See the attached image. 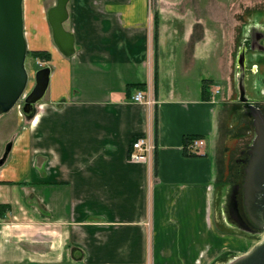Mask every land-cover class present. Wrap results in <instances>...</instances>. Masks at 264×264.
<instances>
[{
	"label": "crops",
	"instance_id": "crops-1",
	"mask_svg": "<svg viewBox=\"0 0 264 264\" xmlns=\"http://www.w3.org/2000/svg\"><path fill=\"white\" fill-rule=\"evenodd\" d=\"M169 5L155 22L146 0H69L74 54L33 40L34 51H50L49 86L31 121L3 126L16 155L0 181L19 184H0L9 207L0 264H196L212 243L252 119L239 101L241 75L235 97L227 73H213L210 31L170 17L179 4ZM263 57L245 59L259 68ZM149 88L151 114L131 99ZM148 132L150 163L129 160ZM193 139L205 146L189 155Z\"/></svg>",
	"mask_w": 264,
	"mask_h": 264
},
{
	"label": "rangeland",
	"instance_id": "rangeland-1",
	"mask_svg": "<svg viewBox=\"0 0 264 264\" xmlns=\"http://www.w3.org/2000/svg\"><path fill=\"white\" fill-rule=\"evenodd\" d=\"M55 2L56 0H23L24 33L28 44L25 67L29 76L23 97L27 95L34 86L35 71L40 67L47 66L49 63L44 62L42 59L34 58L32 54H30L34 52L32 45L33 40L45 36L46 43L43 47H50L52 48L51 51L57 50L50 38L51 30L46 18V11L51 8ZM146 2L148 4L150 19L155 22L159 20L158 12L160 11H156L158 7L167 8L170 7V3L179 4L175 7L174 11L169 12V14H171L170 17L176 18L181 14L182 16L184 15V18L187 20L192 21L195 19L201 22L196 25L197 28L199 27V30H202L201 36L202 33L204 36L210 31L208 35L213 38L214 75L220 79L221 74L226 72L229 84L227 89H230V91L232 89L233 95L236 97L235 87L238 83L235 78L239 73V69H243L242 86L244 95L259 99L264 98V65L262 64L259 68L254 67L249 69L245 64L246 56L243 57L244 67L238 64L241 50H248L243 42L247 36L246 32H248L250 24L264 17V0H146ZM183 7L188 10L183 11ZM165 14L166 11H162V17ZM156 34L157 32H155L154 27V51L157 40ZM48 53L50 54V51ZM19 110V106H16L8 114L0 117V154L2 153L6 141H13L10 138L8 139L7 134L9 133L3 131V126L8 119L13 122L15 118H21ZM24 122L27 121L23 119L22 123ZM19 124H21V122ZM252 138V128L250 127L248 136L241 139L237 145L232 163L233 171H235V166H238V164L235 163L236 153H241V151L251 143ZM14 150L13 146L3 166L9 165L11 161H13L16 155L13 153ZM238 156L240 157V154L237 155V157ZM13 164L14 163H11V165ZM3 166L0 170L4 168ZM1 178L2 177H0V179ZM229 192L230 191L227 193V197ZM14 210L17 212V208H14ZM216 220L218 228L213 229V235L211 236L212 243L207 246L203 244L204 248L198 259V261H201L200 264H226L234 258L247 253L255 244L260 242L262 238L260 234L245 233L238 230L230 223L229 219H226V215H224V219H222L219 214V218ZM10 230L14 233V235H11V238L13 236L18 238V227H11ZM214 232H216L217 235L214 234ZM198 261L196 264H199Z\"/></svg>",
	"mask_w": 264,
	"mask_h": 264
},
{
	"label": "water",
	"instance_id": "water-1",
	"mask_svg": "<svg viewBox=\"0 0 264 264\" xmlns=\"http://www.w3.org/2000/svg\"><path fill=\"white\" fill-rule=\"evenodd\" d=\"M69 0H56L47 10L46 18L51 29L52 40L58 51L65 57L74 54V38L65 30L68 18ZM27 42L24 33L23 0H0V117L9 113L23 97L28 84L25 67ZM243 54L239 55L238 64L244 67ZM239 83V101L244 103L248 116L252 119L253 138L247 151L248 159L244 167L242 196L245 212L255 228V233L262 236L247 253L234 258L226 264H264V113L254 101L244 98L242 86L243 69ZM50 68L44 66L34 73V86L24 100L22 113L25 120L31 121L37 114V105L42 101L49 86ZM11 145L6 149L5 157ZM5 158L0 160V165ZM225 200V210L230 211L232 223L241 231L250 232L239 215L237 192L238 186L229 188ZM226 214V213H225Z\"/></svg>",
	"mask_w": 264,
	"mask_h": 264
},
{
	"label": "flooded vegetation",
	"instance_id": "flooded-vegetation-1",
	"mask_svg": "<svg viewBox=\"0 0 264 264\" xmlns=\"http://www.w3.org/2000/svg\"><path fill=\"white\" fill-rule=\"evenodd\" d=\"M246 33H247V36L245 37V40H244L243 43H244L246 49H248V50H246V51H245V49L241 50L240 54L244 53V56H246L247 58L250 55L251 56H253V55L256 56L257 54L264 55V17H262L261 20L259 18L258 20L252 22L250 24V26H249L248 32H246ZM252 52H255V53L252 54ZM251 65L252 64L248 63V61H247L246 67L250 69L251 67H253V65L252 66ZM27 95H25L23 98H21L17 102V104L15 105V107L19 106V109H20L19 111L21 113V115H20V117H21L20 119L21 120H23V119L25 120V117H24V115L22 113V107H23L24 100H25ZM243 97L246 98L247 101H254L258 105V107L261 109V111L264 113V98H260L259 99V98L249 97L247 95H244ZM19 121L20 120L16 118L14 120V124L16 126H19L18 125ZM9 144L11 145V149H12L13 142L12 141H6V143L4 144V148L2 150V153L0 154V160L5 158L4 163H5L8 155H9V153L11 151V149H10L9 153L5 157L6 149H7V146ZM248 148H249V145L245 149H243L241 151L240 157L236 160L237 164H238V167L235 170L233 187L238 186V192H237V195H236L237 203H238L237 208H238V211H239V215L242 218V221L244 222L243 224L246 226V228H248L250 230V232H246V231H242V232L254 234L256 230H255L253 224L250 222V220H249V218H248V216H247V214L245 212V208H244V205H243L242 188H241L242 183H243V175H244L243 170H244V167L246 165V161L248 159V156H247ZM3 164L0 165V168L3 166ZM5 207H6L5 211H9V207L7 205H5ZM225 213H226L225 214L226 215V219H229V221L232 220L231 219V214H230V211H229L228 208H227V212L225 211ZM2 214H3V212H0V215H2ZM230 223L233 224L232 221H230ZM233 225L238 230H240V228L235 223Z\"/></svg>",
	"mask_w": 264,
	"mask_h": 264
},
{
	"label": "built area",
	"instance_id": "built-area-1",
	"mask_svg": "<svg viewBox=\"0 0 264 264\" xmlns=\"http://www.w3.org/2000/svg\"><path fill=\"white\" fill-rule=\"evenodd\" d=\"M132 101L137 104L144 105L148 112L154 110L157 105L154 99L153 90L151 88L143 91L137 90L132 96ZM205 146V141L202 139H193L188 142L185 146V150L189 155H196ZM156 150V145L154 138L150 132L146 133L144 136L138 137L131 145V149L128 154V158L131 161L136 162H146L150 163L152 156Z\"/></svg>",
	"mask_w": 264,
	"mask_h": 264
},
{
	"label": "trees",
	"instance_id": "trees-1",
	"mask_svg": "<svg viewBox=\"0 0 264 264\" xmlns=\"http://www.w3.org/2000/svg\"><path fill=\"white\" fill-rule=\"evenodd\" d=\"M30 54H32L34 58L42 59L44 62H49L51 60L50 54L46 51H34ZM138 87L143 89V86H138ZM0 184L17 185L19 183L0 181ZM4 209H5V206L0 205V212H2V210Z\"/></svg>",
	"mask_w": 264,
	"mask_h": 264
},
{
	"label": "bare ground",
	"instance_id": "bare-ground-1",
	"mask_svg": "<svg viewBox=\"0 0 264 264\" xmlns=\"http://www.w3.org/2000/svg\"><path fill=\"white\" fill-rule=\"evenodd\" d=\"M46 14H47V11H46Z\"/></svg>",
	"mask_w": 264,
	"mask_h": 264
}]
</instances>
